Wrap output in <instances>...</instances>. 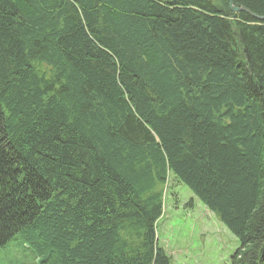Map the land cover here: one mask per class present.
<instances>
[{
	"label": "trees",
	"instance_id": "1",
	"mask_svg": "<svg viewBox=\"0 0 264 264\" xmlns=\"http://www.w3.org/2000/svg\"><path fill=\"white\" fill-rule=\"evenodd\" d=\"M231 1L0 0L2 263L27 230L37 264H172V173L264 264V0Z\"/></svg>",
	"mask_w": 264,
	"mask_h": 264
},
{
	"label": "rangeland",
	"instance_id": "2",
	"mask_svg": "<svg viewBox=\"0 0 264 264\" xmlns=\"http://www.w3.org/2000/svg\"><path fill=\"white\" fill-rule=\"evenodd\" d=\"M125 214L122 209L113 211L117 218ZM118 224L113 220L111 226L115 229ZM26 232L22 230L17 234L24 240L27 255L15 257L13 263L0 260V264L22 261L37 264L29 248V239L24 237ZM156 237L158 245L171 257L172 264H231V257L239 247L236 237L172 173L168 175L164 190L163 213L157 221ZM18 244L15 246L20 248Z\"/></svg>",
	"mask_w": 264,
	"mask_h": 264
},
{
	"label": "bare ground",
	"instance_id": "3",
	"mask_svg": "<svg viewBox=\"0 0 264 264\" xmlns=\"http://www.w3.org/2000/svg\"><path fill=\"white\" fill-rule=\"evenodd\" d=\"M229 2V5H230V7L232 6V7H235L234 5H233V2L230 0V1H228ZM235 8H238V9H235V10H233V11H246V9L245 8H243V7H235ZM241 8V9H240ZM260 19H262V20H264V18H260ZM156 239H157V237H156ZM36 261H37V259H36Z\"/></svg>",
	"mask_w": 264,
	"mask_h": 264
},
{
	"label": "water",
	"instance_id": "4",
	"mask_svg": "<svg viewBox=\"0 0 264 264\" xmlns=\"http://www.w3.org/2000/svg\"><path fill=\"white\" fill-rule=\"evenodd\" d=\"M229 1V0H228ZM231 8V10L233 11V10H235V9H238V8H235V7H230ZM241 9V8H240Z\"/></svg>",
	"mask_w": 264,
	"mask_h": 264
},
{
	"label": "flooded vegetation",
	"instance_id": "5",
	"mask_svg": "<svg viewBox=\"0 0 264 264\" xmlns=\"http://www.w3.org/2000/svg\"><path fill=\"white\" fill-rule=\"evenodd\" d=\"M230 1V0H229Z\"/></svg>",
	"mask_w": 264,
	"mask_h": 264
}]
</instances>
